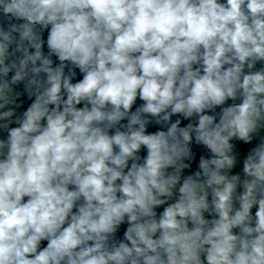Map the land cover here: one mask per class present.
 <instances>
[{
    "label": "clouds",
    "instance_id": "clouds-1",
    "mask_svg": "<svg viewBox=\"0 0 264 264\" xmlns=\"http://www.w3.org/2000/svg\"><path fill=\"white\" fill-rule=\"evenodd\" d=\"M0 264H264V0H0Z\"/></svg>",
    "mask_w": 264,
    "mask_h": 264
}]
</instances>
